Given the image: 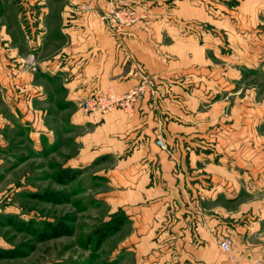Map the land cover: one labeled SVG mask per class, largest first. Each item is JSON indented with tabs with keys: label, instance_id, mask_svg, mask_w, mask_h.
Returning a JSON list of instances; mask_svg holds the SVG:
<instances>
[{
	"label": "crops",
	"instance_id": "crops-1",
	"mask_svg": "<svg viewBox=\"0 0 264 264\" xmlns=\"http://www.w3.org/2000/svg\"><path fill=\"white\" fill-rule=\"evenodd\" d=\"M13 3L16 21L0 14V124L44 128L60 112L61 126L78 131L68 132L81 145L74 159L111 158L110 203L126 213L134 264H231L218 247L226 235L235 257L264 264L257 225L236 224L240 207L224 203L239 196L242 168L264 157L251 124L264 107L254 89L220 96L216 79L234 85L239 68L215 69L229 59L223 51L238 62L264 53V0H0ZM109 5L132 22L107 25L99 15ZM144 77L153 86L132 113L114 108L94 122L82 112L89 96L124 93Z\"/></svg>",
	"mask_w": 264,
	"mask_h": 264
},
{
	"label": "rangeland",
	"instance_id": "rangeland-1",
	"mask_svg": "<svg viewBox=\"0 0 264 264\" xmlns=\"http://www.w3.org/2000/svg\"><path fill=\"white\" fill-rule=\"evenodd\" d=\"M14 5L0 4V14L8 22L16 21ZM31 6L26 1L17 4L24 26L23 14ZM221 53L229 59L215 60L216 77L229 63L239 69L234 85L216 79L220 96L238 93L243 97L254 89L256 106L264 107V53H246L239 62L233 53ZM250 64L251 69L246 66ZM101 116L89 117L99 122ZM218 116L223 119L220 125L224 124L228 109ZM65 119L60 112H49L44 128L33 119L0 124V264H134L127 219L117 232L99 239L109 221L126 214L110 203L107 171L112 166L105 162L111 158L74 159L82 152L81 145L72 139L75 134H68L75 128L61 126ZM251 124H257L256 135L252 133L259 141L255 150L264 153V112ZM257 162L242 168L247 173L240 180L239 196L224 203L240 207L236 224L257 225L251 236L261 237L258 241L264 247V157ZM64 168L79 174L73 180H62L58 174Z\"/></svg>",
	"mask_w": 264,
	"mask_h": 264
},
{
	"label": "built area",
	"instance_id": "built-area-1",
	"mask_svg": "<svg viewBox=\"0 0 264 264\" xmlns=\"http://www.w3.org/2000/svg\"><path fill=\"white\" fill-rule=\"evenodd\" d=\"M80 9L84 12H87L89 11L90 7L88 4H82ZM132 15L133 13L131 12L109 5L108 7L104 8V10H102L99 17L107 25L115 27L117 25L119 26V24H128L132 22ZM152 86L153 80L144 77L134 88L124 93L116 94L114 92H105L104 94L92 95L89 98H86L82 102V110L89 116L91 115L93 119H96L98 114L104 115L114 108H120L127 113H132L137 99L143 96L144 93L151 92L150 89H152ZM146 88L148 90H146ZM155 142L161 149L166 148L162 138H156ZM218 241L219 249L221 252L228 255L231 264H262V261L260 260L248 262L239 260L237 257H235L232 254L233 241L229 236H221Z\"/></svg>",
	"mask_w": 264,
	"mask_h": 264
},
{
	"label": "trees",
	"instance_id": "trees-1",
	"mask_svg": "<svg viewBox=\"0 0 264 264\" xmlns=\"http://www.w3.org/2000/svg\"><path fill=\"white\" fill-rule=\"evenodd\" d=\"M78 174H79L78 170L64 168L60 171L58 176L60 179L62 178V180L65 178L66 180L70 181V180L75 179ZM116 217L117 216H115V218ZM125 219H127L126 214L121 215V216L119 215V217H117L116 220H113V222L109 221V223H107V225L104 226L106 230L100 231L99 239L103 240L107 236H109V234L117 232L119 228L121 227V225H123Z\"/></svg>",
	"mask_w": 264,
	"mask_h": 264
}]
</instances>
